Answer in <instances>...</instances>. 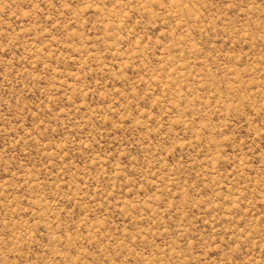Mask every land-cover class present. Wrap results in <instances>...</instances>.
Segmentation results:
<instances>
[{
	"label": "rangeland",
	"instance_id": "1",
	"mask_svg": "<svg viewBox=\"0 0 264 264\" xmlns=\"http://www.w3.org/2000/svg\"><path fill=\"white\" fill-rule=\"evenodd\" d=\"M0 264H264V0H0Z\"/></svg>",
	"mask_w": 264,
	"mask_h": 264
}]
</instances>
